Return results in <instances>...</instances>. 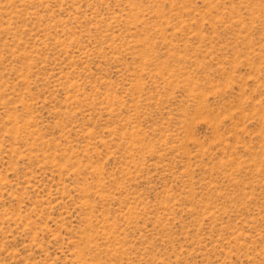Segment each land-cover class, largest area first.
Listing matches in <instances>:
<instances>
[{"label": "rangeland", "instance_id": "1", "mask_svg": "<svg viewBox=\"0 0 264 264\" xmlns=\"http://www.w3.org/2000/svg\"><path fill=\"white\" fill-rule=\"evenodd\" d=\"M0 264H264V0H0Z\"/></svg>", "mask_w": 264, "mask_h": 264}]
</instances>
